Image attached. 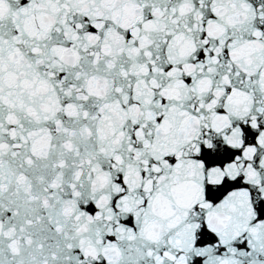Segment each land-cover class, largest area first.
I'll list each match as a JSON object with an SVG mask.
<instances>
[{
  "label": "snow or ice",
  "instance_id": "obj_1",
  "mask_svg": "<svg viewBox=\"0 0 264 264\" xmlns=\"http://www.w3.org/2000/svg\"><path fill=\"white\" fill-rule=\"evenodd\" d=\"M0 264H264V0H0Z\"/></svg>",
  "mask_w": 264,
  "mask_h": 264
}]
</instances>
